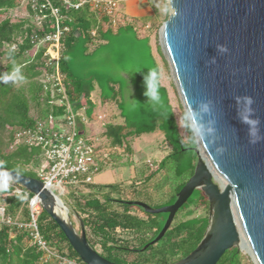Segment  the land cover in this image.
<instances>
[{
  "label": "trees",
  "instance_id": "obj_1",
  "mask_svg": "<svg viewBox=\"0 0 264 264\" xmlns=\"http://www.w3.org/2000/svg\"><path fill=\"white\" fill-rule=\"evenodd\" d=\"M20 1L22 0H0V166L40 178L39 171L30 167L39 157L38 152L34 150L35 147L24 144L10 147L15 131L25 126H33L36 122V114L46 118L54 113L46 101H43L44 89L39 80L45 49L40 48L36 54L33 51L36 46L33 35L45 33L33 19L36 11L27 0V7L31 14L29 20L15 22L11 16L3 18V14L9 13ZM58 3L61 5L60 1H56V4ZM61 11L65 15L62 20L63 25L68 24L72 27V30L65 32L62 37L65 44L62 71L72 99L79 107L89 103L94 87L87 88V83L97 82L101 88L103 100H119V98L125 100V88L128 86H125L124 78L115 76L114 67L119 65V70L124 67L122 65L128 53L124 51L123 46L127 43L136 45L137 40H140L138 24L146 25L154 20V16L145 13L140 18H135V21L128 22L123 20L121 14L117 25L114 26L108 15L93 10L88 2L79 9L61 5ZM45 12L49 13L48 10ZM169 16L167 15L165 20ZM51 22L50 18L44 22L45 31H54ZM94 29L98 32L96 37L92 35ZM131 32H133L132 36H130ZM94 42H98V45H109V51L106 52L110 55L104 57L103 52L90 53V46ZM140 45L135 51V55L138 56L135 61H139L140 64L138 67H131L130 77H126L127 85L133 86L131 95L139 103V112L134 116L130 115L126 109L122 110L121 114L125 118L126 125L110 124L106 135L112 140L114 146L126 145L131 155L133 153L131 146L126 143L129 137L154 132L161 127L172 151L161 159L158 168L165 167L170 158L176 159L178 179L173 187V202H175L178 192L194 174L195 160L198 159L194 151L197 146V136L189 124V140H185L179 130L167 90L160 81L159 104L153 106L149 98L145 96V76L152 69L158 72L159 77L160 73L155 64L152 67L146 62L145 52ZM117 47H119L117 50L119 57L116 62ZM158 49L162 52L161 47ZM112 55L115 59L113 63L108 58ZM1 58H7L9 61L4 62ZM17 65L22 66L24 80H9L8 83H4L3 79L9 76ZM188 150H193V155L184 158V152ZM184 160L193 162L189 174L180 172L181 163ZM16 187L25 189L19 183L10 182L4 190H0V206L5 207V219L0 216V264H58L55 257L46 259L47 252L34 243L28 228L19 226L20 223L31 221L30 196L32 194L27 196L25 192L17 193ZM112 187H117V183L86 185L80 191H76L75 204L71 205L84 221L90 243L103 256L119 264L150 263L149 255L137 254L130 257L129 254L152 248L154 244L146 249L144 246L158 236L163 226L158 227L157 214L148 213L144 208L128 203L127 201L132 200H123V196H115V189ZM123 192H125L124 189L119 188L118 194ZM202 200H207L210 207L209 199L206 198L204 191L199 201ZM187 204L188 202L181 209H187L194 203L189 206ZM41 211L38 224L48 245L65 257L85 263L59 224L44 209ZM43 213H46L47 218L40 223ZM7 218H10L11 222H8ZM208 225L209 217H193L177 222L167 231L162 238L163 241L161 240V245H158L159 248L153 252L152 256H161L159 264H173L174 262H170L171 259L175 262L179 261L198 247ZM124 233L130 234L129 239L123 237ZM131 239L139 241V245H132ZM114 250L120 252L123 257L112 253ZM247 258L238 247H234L227 250L217 264H248L244 261ZM122 259L130 263L121 262Z\"/></svg>",
  "mask_w": 264,
  "mask_h": 264
},
{
  "label": "water",
  "instance_id": "obj_2",
  "mask_svg": "<svg viewBox=\"0 0 264 264\" xmlns=\"http://www.w3.org/2000/svg\"><path fill=\"white\" fill-rule=\"evenodd\" d=\"M169 3L173 12L161 31V46L197 136L198 160L173 204L127 202L169 214L146 249L165 236L177 212L201 189L210 203L208 228L198 247L173 264H217L227 250H241L242 232L248 252L264 264V0ZM5 171L10 176L0 178L38 195L84 262L119 264L93 247L81 216L80 232L67 202L40 178L0 166V173Z\"/></svg>",
  "mask_w": 264,
  "mask_h": 264
},
{
  "label": "rangeland",
  "instance_id": "obj_3",
  "mask_svg": "<svg viewBox=\"0 0 264 264\" xmlns=\"http://www.w3.org/2000/svg\"><path fill=\"white\" fill-rule=\"evenodd\" d=\"M172 12L173 10L170 6L169 0H122L120 13L123 15V20L133 22L135 21V18H140L145 13H150L154 16V20L150 23L146 25L140 23L138 24L140 40H137L136 45L127 43L123 46L124 51L128 53L126 57L127 59L124 60L122 65L124 67L120 70L119 65L114 67V69H116V71H114L115 76H119L121 79L124 78L126 84L125 86H128L125 88V100H121V98H119V100H103L101 97V88L99 84L97 82H94L93 84L87 83V88L94 87L93 91L91 92V100L85 106H80L78 108L89 119V122L85 124L89 131V135H91L93 139H98L101 142L102 150L100 153L103 156H101L100 159L97 154V159L101 160V162H104V165L101 167L100 171L95 174V182L103 183L106 180H112L113 178L119 182L122 181L123 177L127 174L126 179L132 180L133 182L126 183L125 181H122L117 183V187H112L115 189L114 195L118 197L123 196V200L143 201L154 208L174 203L173 187L178 179L176 174V171H178L176 169L177 161L174 157L169 159L165 167L161 169L158 168L160 167L161 159L172 151V147L165 139L164 130L161 129V127H158L154 132L144 133L140 136L129 137L126 143L128 146H131L130 148L133 151L131 155H129L130 152L127 150L128 148L126 145L114 146L112 140L106 135V131L110 124L126 125L125 118L121 114L122 110L126 109L130 115L134 116L139 112V103H137L134 96L131 95L133 86L130 87L127 85L128 82L126 77H130L131 67L135 68L138 67V64H140L139 61H135V59L138 57L135 55V51L140 44L144 43V46H140H142V49L145 52V60L150 66L153 67L155 64L158 68L160 73L159 81L161 85L167 90L179 130L181 131V134L185 140H189V124L191 125V123L176 84L171 63L162 51L161 46V31L166 21V16L170 15ZM7 16H11L15 22H20L23 19L29 20L31 14L27 7V0L20 1L17 6L9 11V13L3 14V18H6ZM132 35L133 32H131L130 36ZM159 47H161L162 52L159 51ZM109 48V45H98V42H94L90 46V53L103 52L102 56L106 57L110 55L106 52L109 51ZM118 48L119 47H117L115 50L116 60L114 59L113 55L108 57L109 61H112L111 63H113L114 60L116 62L118 60ZM1 59L4 62L9 61L7 58ZM112 65L114 66V64ZM98 116H102V118H99ZM96 131L97 133H95ZM99 133L102 134L101 139L98 137ZM34 150L38 152L39 157L38 160H36L30 167L36 168L38 171H40L41 167L47 162L46 157L42 147H35ZM192 151L193 150L185 151L183 157H191L193 155ZM194 151L197 154L196 150ZM197 160L198 159L195 160V164L197 163ZM192 163L193 162L189 163L187 160L182 161L180 172L189 174L191 165H193ZM5 184L10 185V182H6ZM84 187L85 185L76 187L70 184H65V193L63 194V198L67 202L72 217L80 232V221L71 204H75V193L77 189H82ZM112 188L110 189L113 190ZM119 188L121 190L124 189L125 192L118 194ZM202 194L203 191L201 189L195 190L193 195L190 197L187 206L191 205V203L194 204L187 209H180L176 214L172 226H175L176 223L181 220H186L193 217L210 216V207L207 204V200L199 201ZM205 196L208 199L206 194ZM133 209L138 210L136 207H133ZM190 211H192L191 214ZM139 213L142 214L141 211H139ZM166 214L167 213L157 214L158 227L165 226L169 217V214ZM46 218V213H43L40 223L44 222ZM122 235L123 237H126V239H129V233H124ZM161 240L154 243L152 248L136 254L131 253L129 256L132 257L137 254L149 255V259L152 263L150 262L147 264H159L161 262V256L153 257L152 255L153 252L159 248L158 245H161L163 241ZM131 244L139 245V241L131 239ZM241 251L248 257L244 260L245 262L248 264H257L254 257L248 252V249L246 250L245 248L241 247ZM112 253H115V255L120 254V256L123 257L120 252H116L115 250ZM121 262L127 263L128 261L122 259ZM170 262L175 263V261L172 259Z\"/></svg>",
  "mask_w": 264,
  "mask_h": 264
},
{
  "label": "built area",
  "instance_id": "obj_4",
  "mask_svg": "<svg viewBox=\"0 0 264 264\" xmlns=\"http://www.w3.org/2000/svg\"><path fill=\"white\" fill-rule=\"evenodd\" d=\"M36 11L34 20L45 32L43 35L34 34L33 42L36 44L34 54L44 47V62L41 65L42 74L39 80L44 89L43 101L50 106L52 112L46 118L35 115L36 122L33 126H25L15 131L10 147L24 144L30 147H42L46 157L39 173L40 179L54 193L63 198L64 185L86 186L95 184V174L100 171L97 160L98 144L87 133L85 124L88 117L82 113L79 106L72 99L65 83V74L62 71V57L65 44L62 41L63 34L71 31L68 24L63 25L65 15L61 11V5L79 9L86 2L97 12L108 15L114 26L121 16L120 8L122 0H29ZM56 1H60L61 5ZM49 11V13L45 11ZM51 19L54 31H45L44 22ZM96 29L92 31L97 36ZM102 118V116H98ZM81 188L77 189L80 191ZM15 192H25L30 196L29 223H20L19 226L30 230V235L39 248L47 252L46 259L56 258L58 264H87L76 259L65 257L52 249L44 239L38 224V216L43 209L38 195L26 188L16 187ZM64 199V198H63ZM0 216L5 219V207L0 206ZM11 222L10 218L6 219Z\"/></svg>",
  "mask_w": 264,
  "mask_h": 264
},
{
  "label": "clouds",
  "instance_id": "obj_5",
  "mask_svg": "<svg viewBox=\"0 0 264 264\" xmlns=\"http://www.w3.org/2000/svg\"><path fill=\"white\" fill-rule=\"evenodd\" d=\"M22 66H14L12 73L3 79L4 83H8L9 80L14 81H22L24 80V76L21 72ZM145 84H146V92L145 96L149 98L150 103L155 106L160 102V94H159V75L155 69L149 70L148 74L145 76ZM0 175L4 177H9L10 174L8 172L0 173ZM6 184L0 182V190H4L6 188ZM24 198V197H22Z\"/></svg>",
  "mask_w": 264,
  "mask_h": 264
},
{
  "label": "crops",
  "instance_id": "obj_6",
  "mask_svg": "<svg viewBox=\"0 0 264 264\" xmlns=\"http://www.w3.org/2000/svg\"><path fill=\"white\" fill-rule=\"evenodd\" d=\"M127 1H129V0H127ZM86 104H84V105H82V106H85ZM85 129H86V131H87V133H89V131H88V129H87V127H86V125H85ZM95 133H97V131L95 132ZM91 134V133H90ZM150 135V134H149ZM148 135V136H149ZM101 136H102V134L101 133H99V135H98V137L101 139ZM94 141H96V143L98 144V156H99V158L101 159V156H103L101 153H100V151L102 150L101 149V142L98 140V139H94ZM97 156V157H98ZM98 160V159H97ZM98 163H99V166H100V169H101V167H103V165H104V162H101V160H98ZM127 175V174H126ZM124 176L123 177V180L122 181H125L126 183H131V182H133L132 180H127L126 178H127V176ZM132 177V176H131ZM122 181H119V182H122ZM119 182H117V180H115L114 178L112 179V180H110V179H108V180H106L105 182H103V183H95V184H115V183H119ZM138 183V182H137Z\"/></svg>",
  "mask_w": 264,
  "mask_h": 264
},
{
  "label": "bare ground",
  "instance_id": "obj_7",
  "mask_svg": "<svg viewBox=\"0 0 264 264\" xmlns=\"http://www.w3.org/2000/svg\"><path fill=\"white\" fill-rule=\"evenodd\" d=\"M203 155L204 156H206L205 155V152H203ZM214 173H215V175H216V177L223 183V184H225L226 182H225V180H224V178H222L221 177V175L217 172V171H215L214 170ZM0 182H2V183H6V179L5 178H0ZM242 242H241V246L243 247V248H245L246 250L248 249V250H250V243H249V241L247 240V238L245 237V235H244V233L242 232Z\"/></svg>",
  "mask_w": 264,
  "mask_h": 264
}]
</instances>
